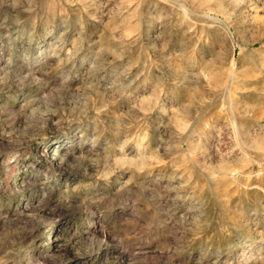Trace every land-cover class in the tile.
<instances>
[{
	"label": "clouds",
	"instance_id": "9594fccd",
	"mask_svg": "<svg viewBox=\"0 0 264 264\" xmlns=\"http://www.w3.org/2000/svg\"><path fill=\"white\" fill-rule=\"evenodd\" d=\"M0 264H264V0H0Z\"/></svg>",
	"mask_w": 264,
	"mask_h": 264
}]
</instances>
